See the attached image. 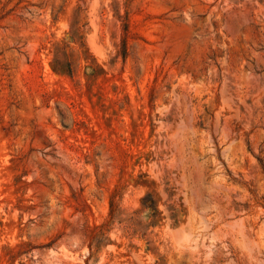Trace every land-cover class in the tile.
<instances>
[{
	"label": "rangeland",
	"instance_id": "374dc122",
	"mask_svg": "<svg viewBox=\"0 0 264 264\" xmlns=\"http://www.w3.org/2000/svg\"><path fill=\"white\" fill-rule=\"evenodd\" d=\"M0 264H264V0H0Z\"/></svg>",
	"mask_w": 264,
	"mask_h": 264
}]
</instances>
